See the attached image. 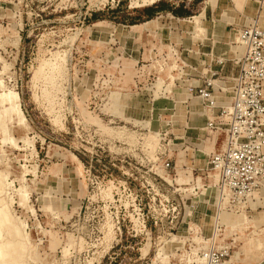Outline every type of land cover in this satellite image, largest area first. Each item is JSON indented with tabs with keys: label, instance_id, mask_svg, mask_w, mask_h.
<instances>
[{
	"label": "rangeland",
	"instance_id": "1",
	"mask_svg": "<svg viewBox=\"0 0 264 264\" xmlns=\"http://www.w3.org/2000/svg\"><path fill=\"white\" fill-rule=\"evenodd\" d=\"M243 32L264 0H0V264H264V178L211 164L244 93L234 143L264 165Z\"/></svg>",
	"mask_w": 264,
	"mask_h": 264
},
{
	"label": "built area",
	"instance_id": "2",
	"mask_svg": "<svg viewBox=\"0 0 264 264\" xmlns=\"http://www.w3.org/2000/svg\"><path fill=\"white\" fill-rule=\"evenodd\" d=\"M241 44L249 52L253 59H258L264 52V40L254 37H249L246 32L240 34ZM251 66L245 67L246 76L252 77L253 75H258V73L253 71ZM213 86L211 83L204 89H201L199 93L201 97L206 100L213 102L211 94L208 92V87ZM244 93H238L236 95V107L234 114V123L232 125V137H227L225 149L218 152L212 159L211 164L213 169L216 170L223 183V186L230 188L231 190L239 189L240 192L251 186L252 183L256 182L258 179L264 178V165L256 160V158L250 153L240 147H237L234 143V134L240 131L241 121L243 118L247 119V123L244 128L247 132L255 134V128L257 126V121L254 119L256 113H259L256 109H253L252 115L247 117L246 108L243 103L245 100ZM264 111V110H263ZM249 121V123H248ZM243 132V131H242ZM221 258L212 259L209 264H225ZM208 264V263H207Z\"/></svg>",
	"mask_w": 264,
	"mask_h": 264
},
{
	"label": "bare ground",
	"instance_id": "3",
	"mask_svg": "<svg viewBox=\"0 0 264 264\" xmlns=\"http://www.w3.org/2000/svg\"><path fill=\"white\" fill-rule=\"evenodd\" d=\"M195 19H198L199 18V16H195L194 17ZM200 26V25H199ZM198 27V26H197ZM199 28V27H198ZM4 95V94H3ZM18 95L16 94V93H9V94H6L5 95V98L4 99H8V101L9 100H11L12 101V110L14 111V112H17L18 114H21V108H20V105L19 104H17V100H18ZM10 102V101H9ZM8 108V107H7ZM16 113V114H17ZM11 114V113H10ZM22 115V114H21ZM24 115V114H23ZM20 116V115H19ZM21 119H22V117L20 118V122H21ZM23 124V123H22ZM3 211V210H2ZM1 213L3 214V212H0V215H1ZM4 217V216H3ZM4 219H5V217H4ZM9 219V218H8ZM5 221H7L6 219H5ZM11 224V223H10ZM1 225V224H0ZM4 226V225H3ZM2 227V226H1ZM0 234H1V232H0ZM19 235V234H18ZM5 247V246H4ZM3 247H1L0 246V260H4V257L3 256H5V257H9V254H6L5 253V250H3L2 249ZM6 249H8L7 247H6ZM9 252V251H8ZM7 252V253H8ZM8 259V258H7ZM1 262V261H0ZM7 263V262H6ZM5 263V264H6Z\"/></svg>",
	"mask_w": 264,
	"mask_h": 264
},
{
	"label": "trees",
	"instance_id": "4",
	"mask_svg": "<svg viewBox=\"0 0 264 264\" xmlns=\"http://www.w3.org/2000/svg\"><path fill=\"white\" fill-rule=\"evenodd\" d=\"M164 3L160 2L159 5H160V8L158 9V11H164L166 8L164 6H162ZM185 12L182 11V10H179L178 14H184ZM95 16V15H94ZM150 20H147L146 22H148Z\"/></svg>",
	"mask_w": 264,
	"mask_h": 264
},
{
	"label": "crops",
	"instance_id": "5",
	"mask_svg": "<svg viewBox=\"0 0 264 264\" xmlns=\"http://www.w3.org/2000/svg\"><path fill=\"white\" fill-rule=\"evenodd\" d=\"M156 21L155 20H151V21H148V22H144L142 25L143 26H150L152 24H154Z\"/></svg>",
	"mask_w": 264,
	"mask_h": 264
}]
</instances>
